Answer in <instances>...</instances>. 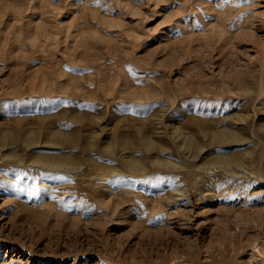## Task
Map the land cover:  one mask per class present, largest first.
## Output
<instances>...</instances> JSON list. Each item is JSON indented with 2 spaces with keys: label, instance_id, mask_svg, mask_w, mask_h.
Masks as SVG:
<instances>
[{
  "label": "rangeland",
  "instance_id": "obj_1",
  "mask_svg": "<svg viewBox=\"0 0 264 264\" xmlns=\"http://www.w3.org/2000/svg\"><path fill=\"white\" fill-rule=\"evenodd\" d=\"M0 264H264V0H0Z\"/></svg>",
  "mask_w": 264,
  "mask_h": 264
},
{
  "label": "bare ground",
  "instance_id": "obj_2",
  "mask_svg": "<svg viewBox=\"0 0 264 264\" xmlns=\"http://www.w3.org/2000/svg\"><path fill=\"white\" fill-rule=\"evenodd\" d=\"M38 122H39V120H37ZM40 122H41V119H40ZM39 122V123H40ZM44 123H45V121H44ZM19 124H21V123H19ZM12 125H14V124H12ZM19 126V125H18ZM41 127V126H40ZM65 127V126H64ZM17 129H19V128H17ZM40 129V128H39ZM12 131V130H11ZM25 131V130H24ZM35 131H37V130H35ZM41 131V130H40ZM225 132V131H224ZM11 133H13V132H11ZM21 133V132H20ZM40 133H42V132H40ZM72 133H74V132H72ZM14 134V133H13ZM45 134H46V132H45ZM56 134H58V133H54V135H56ZM5 135V134H4ZM9 135H11L10 133H9ZM47 135V134H46ZM60 135V134H59ZM228 135H229V133H228ZM234 135V134H233ZM13 136V135H12ZM58 136V135H57ZM65 136H66V134H65ZM72 136V135H71ZM74 136V135H73ZM231 136V135H230ZM56 137V136H55ZM54 137V138H55ZM64 137V136H63ZM229 137V136H228ZM70 138V137H69ZM9 139H10V137H9ZM59 139V138H58ZM64 140V139H63ZM67 140V139H66Z\"/></svg>",
  "mask_w": 264,
  "mask_h": 264
}]
</instances>
